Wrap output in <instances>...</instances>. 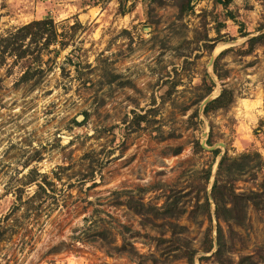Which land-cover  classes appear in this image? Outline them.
<instances>
[{
  "label": "rangeland",
  "instance_id": "1",
  "mask_svg": "<svg viewBox=\"0 0 264 264\" xmlns=\"http://www.w3.org/2000/svg\"><path fill=\"white\" fill-rule=\"evenodd\" d=\"M180 2L0 0V32L51 16L65 42L30 79L0 64V264H264V208L211 193L227 151L264 195V0Z\"/></svg>",
  "mask_w": 264,
  "mask_h": 264
},
{
  "label": "trees",
  "instance_id": "2",
  "mask_svg": "<svg viewBox=\"0 0 264 264\" xmlns=\"http://www.w3.org/2000/svg\"><path fill=\"white\" fill-rule=\"evenodd\" d=\"M191 0H181L179 4L180 12L192 7ZM220 3H227L230 0H216ZM77 20L70 24L73 28L75 24H79ZM57 23L51 16H44L29 20L19 26L9 28L0 32V64L7 63L9 57L12 58L10 64H20L21 73L18 80L24 81L33 76L44 72L45 67L42 66V50L48 49L50 44L59 43L64 45V41L58 38L61 32L57 30ZM264 37V32L258 33L248 38L249 42L255 39ZM55 55L58 54V48H52ZM10 68L8 67L7 70ZM212 82V80H211ZM2 79L0 77V86ZM212 87H209L208 92ZM233 99V92L228 88H223L222 91L210 99L203 108L204 113L218 107H226ZM207 143L211 144L210 138H207ZM217 152V149L214 150ZM230 160V161H228ZM235 166V159L224 151L219 158L218 167L212 183V196L215 203V214L223 220H234L241 222L244 216L245 206L248 201L252 202L256 207L264 208V195L256 191H235L230 181H223L222 173L228 172L229 179L233 178V172L238 169ZM210 172V171H209ZM264 188V181L262 182ZM225 195L228 197L224 198ZM229 201V204H227ZM209 206V205H208ZM218 248L214 252L219 254L222 242V232L220 225L218 226L217 235Z\"/></svg>",
  "mask_w": 264,
  "mask_h": 264
},
{
  "label": "water",
  "instance_id": "3",
  "mask_svg": "<svg viewBox=\"0 0 264 264\" xmlns=\"http://www.w3.org/2000/svg\"><path fill=\"white\" fill-rule=\"evenodd\" d=\"M215 53H216V48H213L212 51H211V54H210L209 60H208V62H207L208 71H209V73H210L212 76H214V73H213V71L211 70L210 66L212 65V62H213V60H214ZM217 95H218V94H216V95H215V94H212V92L208 93V94L202 99V101L200 102L199 110H200V111H203L204 105H205L210 99L214 98V97L217 96ZM205 135H206V131L204 132V134H203V138H202V140H201V145H202L203 147H206V148H208V149H214L217 145H219V146H223V145H224V143L221 142V141H220V142H216V143L211 144V145L206 144V142H205ZM209 196L211 197V193H210V192H209Z\"/></svg>",
  "mask_w": 264,
  "mask_h": 264
}]
</instances>
